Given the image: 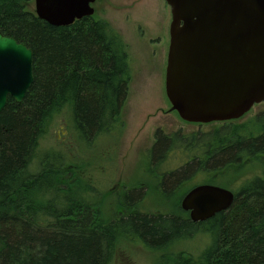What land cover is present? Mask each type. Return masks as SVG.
<instances>
[{
    "label": "trees",
    "instance_id": "obj_1",
    "mask_svg": "<svg viewBox=\"0 0 264 264\" xmlns=\"http://www.w3.org/2000/svg\"><path fill=\"white\" fill-rule=\"evenodd\" d=\"M32 1L0 0V32L33 51L34 77L23 102L10 97L0 113V264H111L120 236L159 250L199 232L211 240L199 256L181 253L163 263L264 264V175L247 181L230 209L206 222L167 213H130L105 222L73 182L76 169L60 154L38 155L64 113L81 141L111 132L129 96L131 71L127 46L109 22L88 17L67 27L52 26L28 9ZM255 125L260 129L255 135H228L226 126L209 134L203 143L209 158L166 177L164 189L197 169L222 171L264 160V114ZM176 138L157 131L153 165ZM35 160L38 170L33 172ZM141 193L129 195L130 205Z\"/></svg>",
    "mask_w": 264,
    "mask_h": 264
},
{
    "label": "rangeland",
    "instance_id": "obj_2",
    "mask_svg": "<svg viewBox=\"0 0 264 264\" xmlns=\"http://www.w3.org/2000/svg\"><path fill=\"white\" fill-rule=\"evenodd\" d=\"M92 7L94 17L109 22L127 46L131 82L126 105L116 127L90 142L78 138L72 120L64 113L55 119L41 142L38 155L60 154L69 168L76 169L78 176L73 177V182L76 181L84 196L93 200L102 220L111 222L130 213L179 214L189 218V212L181 208V201L194 186L214 183L239 193L247 181L264 175V160L257 158L222 171L195 172L188 181L164 191L162 171L151 169L154 168L151 151L156 144L157 131L189 138L215 134L226 126L228 135L231 132L255 135L260 131L255 121L264 114V102L232 122L199 125L182 120L172 109L165 91L172 22L169 5L164 0H96ZM28 9L35 11L34 0L28 4ZM197 139L194 142L177 140L174 149L165 155V170L176 172L182 168L192 157L186 153L205 157L207 146L199 147ZM31 170H38L37 160ZM138 188L143 189V198L130 205L128 194ZM210 242L208 234L199 232L191 239L176 241L166 250L158 251L140 240L120 236L111 264H164L166 258L181 253L197 257Z\"/></svg>",
    "mask_w": 264,
    "mask_h": 264
},
{
    "label": "water",
    "instance_id": "obj_3",
    "mask_svg": "<svg viewBox=\"0 0 264 264\" xmlns=\"http://www.w3.org/2000/svg\"><path fill=\"white\" fill-rule=\"evenodd\" d=\"M171 9L165 90L189 123L241 119L264 102V0H164ZM96 0H34L37 17L67 27L93 17ZM34 82L33 51L0 32V113L21 104ZM235 194L214 185L182 201L194 223L230 209Z\"/></svg>",
    "mask_w": 264,
    "mask_h": 264
},
{
    "label": "flooded vegetation",
    "instance_id": "obj_4",
    "mask_svg": "<svg viewBox=\"0 0 264 264\" xmlns=\"http://www.w3.org/2000/svg\"><path fill=\"white\" fill-rule=\"evenodd\" d=\"M96 3V2H95ZM94 3V4H95ZM93 4V5H94ZM230 122H232V121H230ZM199 125H203V124H199ZM179 133H177V140H189V139H191V140H189L190 142H194V141H196L195 139H193L194 137L195 138H198L197 140L199 141L198 142V144H199V147L201 146V145H203V143H204V139H205V137H207L208 135H204V134H202L201 136V138H200V136L199 137H196V136H191V137H184V136H181V135H178ZM176 140V141H177ZM156 142H157V139H156ZM205 146V145H204ZM212 145H210V147H211ZM174 147H175V142H174V144L171 146V148L166 152V154L165 155H167L169 152H170V150H172V149H174ZM154 148V147H153ZM193 148H195V146L193 147ZM192 148V149H193ZM151 154H152V151H151ZM187 155H191L192 157L191 158H189L190 160L187 162V163H185V165L184 166H182V168H180L179 170H177V171H180L181 169H183L185 166H187L188 164H191V163H193L195 160H201V158H203V160L204 159H208L209 158V154H208V152H207V150H206V152H205V154H204V156L205 157H201V156H198V154H195L194 156H193V154H190V153H186V156ZM165 157L166 156H164V158L160 161V162H158L157 163V167H155V165H156V163H155V165H153V162H152V164H151V166H153L154 168H151L152 170H158V171H162V174H161V179H162V177H163V179H162V185H163V182H164V180L166 179V177H169L171 174H173V173H175V172H168V171H166L165 169H166V166H167V164H165L164 165V163H163V161H164V159H165ZM151 160H152V156H151ZM230 167H232V165H230ZM227 169V168H226ZM225 169V170H226ZM176 171V172H177ZM199 171H201L200 169H197V170H195L193 173H195V172H199ZM206 171H208V170H206ZM210 171H212V170H210ZM193 173H190L186 178H184V179H182V180H180V182L178 183V184H176V185H179V184H181V183H184V182H186V181H188V179L190 178V175L191 174H193ZM195 175V174H194ZM175 185V186H176ZM201 185H214V186H218V187H221V186H219V185H216V184H214V183H203V184H199V185H197V186H194L193 188H191L188 192H186L185 193V195H184V197L182 198V201H183V199L193 190V189H195L196 187H198V186H201ZM221 188H224V187H221ZM173 188H171V190H172ZM225 189H227V188H225ZM141 190H143L142 188H138V189H135V191H141ZM163 190L164 191H166L165 189H164V186H163ZM167 191H169V190H167ZM142 192V191H141ZM233 192V191H232ZM234 193V192H233ZM131 193H129L128 194V196L130 195ZM235 194V198H236V193H234ZM143 198V193H141V197L136 201V203L135 204H137L138 202H140L141 201V199ZM182 201H181V208H182ZM136 206V205H135ZM189 219H190V214H189ZM168 247L166 246V247H164V248H162V249H159L158 251H163V250H166Z\"/></svg>",
    "mask_w": 264,
    "mask_h": 264
}]
</instances>
